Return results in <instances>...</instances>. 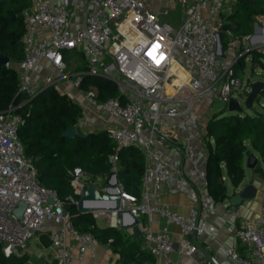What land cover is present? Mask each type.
<instances>
[{
	"label": "built area",
	"instance_id": "2783aa9c",
	"mask_svg": "<svg viewBox=\"0 0 264 264\" xmlns=\"http://www.w3.org/2000/svg\"><path fill=\"white\" fill-rule=\"evenodd\" d=\"M29 1V7L21 13L22 57L16 66V77L18 92L25 99L19 104L28 102L50 84L71 77L72 87L86 104L112 121L105 131L114 144V151L108 157L113 174H109L101 187L84 177L80 169H74L70 180L73 195L78 197L87 184L94 185L100 192L112 188L111 176H116L118 151L135 146L143 155L140 193L125 192L118 183L119 208L138 218L143 248L159 259L160 264H180L170 258L173 246L169 226H175L182 236L180 254L190 256L197 247L186 237L215 231L198 217V212L210 214L216 203L207 192L193 190L187 194V199L195 207L190 208L187 215L163 205L159 193L169 178L170 169L154 153L153 145L161 133V119L172 121L181 132L176 142L186 162L185 176L194 178L206 189L205 168L199 165V161L206 158L205 149L194 146L186 132L187 125L198 121L195 106L206 93L226 105L230 99L236 101L235 94L246 97L247 84L242 86L233 74L240 53L231 58H226L224 53L226 49L236 50L246 45L248 35H235L223 27L221 18L209 28L203 16L208 0H199L191 7L177 28L160 23L146 9L143 0H84L85 25L82 26V21L75 30L71 28V20L80 8L77 2L68 6L53 0ZM174 1L183 9L191 0ZM218 38L222 46L224 41L223 57ZM247 50L248 47L243 51ZM71 51L81 54L84 70H68ZM172 61L180 72L169 71ZM43 65L49 72L36 77ZM84 76L112 82L121 99L98 100L95 86L82 87ZM169 79L175 83L170 93L166 91ZM22 121L11 105L0 111V247L3 255H18L34 236L44 232L49 257L57 264H97V239L90 233L78 232L68 210L62 207L75 204L77 199L68 195L61 200L54 190L41 186L36 169L24 155L17 136V127ZM20 204L23 208L16 215L14 210ZM226 212L239 216L233 206ZM91 215L94 219L106 218L112 226L120 224L114 212L98 210ZM154 217L160 222L157 231L152 230ZM234 234L244 254L238 253L236 246H227L223 249L225 262L264 264V205L257 217L241 218Z\"/></svg>",
	"mask_w": 264,
	"mask_h": 264
},
{
	"label": "trees",
	"instance_id": "16d2710c",
	"mask_svg": "<svg viewBox=\"0 0 264 264\" xmlns=\"http://www.w3.org/2000/svg\"><path fill=\"white\" fill-rule=\"evenodd\" d=\"M30 5L29 0H0V55L8 58V67L0 65V111L9 105L15 107L23 121L17 127V136L23 146L24 155L33 164L41 186L52 189L59 199L73 195L70 186L73 170L78 168L89 181L95 182L110 172L108 157L114 151V144L106 131L88 132L71 138L61 136L68 126H75L82 117L76 103L54 89H43L28 102L19 104L25 96L18 92L16 66L22 57L20 37L23 33L21 13ZM237 13L222 19L223 27L229 28L228 21L235 19V35L247 36L252 33V17L264 16V1L237 0ZM223 47L224 41L222 40ZM251 63H259L260 54L249 51ZM243 66L239 57L233 66V74ZM85 69V65L81 70ZM93 85L97 89V99L117 97L121 99L117 87L109 81L92 76H84L82 87ZM264 100V87L260 89L254 102ZM252 114H211L204 125L205 130V172L206 192L218 202L226 197L224 175L232 187H237L244 177L243 158L248 153L247 143L264 164V105ZM241 111V109L239 110ZM211 141V142H210ZM143 155L135 146L118 151L116 178L125 192L139 195ZM253 172L264 175V169L254 166ZM70 220L80 233H90L98 243L109 246L117 256L119 264H144L152 261V255L141 247V239L119 226L99 227L90 213L77 214L74 208L68 210ZM47 244L46 238L42 239ZM26 253L4 256L0 247V264H27Z\"/></svg>",
	"mask_w": 264,
	"mask_h": 264
},
{
	"label": "crops",
	"instance_id": "0c3cea01",
	"mask_svg": "<svg viewBox=\"0 0 264 264\" xmlns=\"http://www.w3.org/2000/svg\"><path fill=\"white\" fill-rule=\"evenodd\" d=\"M53 1L55 3H64L68 6H71L74 2H77L80 8L77 11V15L72 18L71 28L72 30H75L81 26L83 21V15L85 13L84 0ZM235 1L237 0H208L206 6L203 8V16L207 26L209 28H212L215 26L217 19H225L237 13L236 8L234 7ZM143 2L145 4L146 9L149 12L153 13L160 23L169 24L170 14H175V28H177L181 24V22L184 21L186 14L191 9V7L195 6L199 2V0H191L189 4L183 9H181L174 0H143ZM164 10H167L166 14L163 13ZM228 25L230 29L235 28V19H230L228 21ZM248 37L249 41L246 43V45H241L239 49L236 50L226 49L224 56L226 58H231L235 54L240 53L239 57L243 58V66L241 69L242 72L245 67L246 61H248L251 66L252 73L254 74V76L257 77V79L254 78L255 80L252 79V81H261L264 85V76H262L263 74H261V71H264L263 15H253L252 33L248 35ZM246 47H248L249 50L244 52L243 50ZM249 51H254V53L262 55L257 57V59L260 61V64L250 62L251 55L248 54ZM45 67L46 66L43 65L42 67H40V69H44ZM239 71L240 70L238 69L237 77H239ZM182 75L183 74H181L180 76ZM35 76L37 77L39 75L36 74ZM249 82H251V80H249ZM69 84L71 86L70 89L73 91V93L78 92L74 87H72L71 83ZM170 92L171 91H169V93ZM76 102L78 103V101ZM263 102L264 100L261 99L259 100L257 105L259 107L263 106ZM79 103L81 104H79V106L83 107L86 112L90 111L86 102L83 101L81 98L79 100ZM198 103L196 104V106L198 105ZM196 106L195 112L198 116V121L196 123L189 122L187 125L186 132L189 134L191 142L194 144L195 147L199 149H205L204 125L209 114L206 110H202L200 112ZM104 121L108 125V127L112 125V121L110 119L104 118ZM107 125H101L99 126L100 128L97 130L95 125L93 126L92 124H88L86 128L88 130L86 133L106 130L108 128ZM180 134L181 132L175 129L172 121L163 117L161 119V133L157 136L155 140V143L153 145V151L157 156H159L168 164L170 169L169 178L163 184L162 189L159 193L160 202L163 205L167 206L173 212L179 213L181 215H187L190 208L195 207V205L187 199V194L193 190L203 193L206 192V189L201 187L199 182L194 178H189L185 176L186 162L184 159L183 152L181 151L180 146L176 142V139L180 136ZM247 147L248 153L243 158L244 177L240 184L235 188L232 187L223 175L222 181L225 185L226 197L222 199V201L219 200L218 202H216V207L212 213L204 214L202 212H198V217L200 219L206 220L210 225L214 227L215 231L213 233H204L201 236L190 235L186 237L187 241L190 244L195 245L197 247L196 251L193 254H191L190 256H183L182 254H180L179 248L182 236L178 233L177 228L175 226H169L170 237L173 246V251L170 254V258L173 261L178 262L180 264H227L224 259L223 251V249L227 246H236L238 253H240L241 255L244 254V250L239 245L234 231L237 228V225L241 218L253 219L257 217L260 213L261 207H263L264 205V175L261 176L253 172L254 167L252 169L247 168L245 166L246 157L252 155L255 158L256 163L254 166H258L264 169V164L261 162L257 152L251 149L248 143ZM199 165L201 168L204 167L205 160L199 161ZM105 178L106 176L104 178H101L100 180L102 181V183L100 185H96L103 186ZM100 180H97L96 183H99ZM246 184H251L254 187V195L252 198L242 200L239 205L234 207L238 211L239 216L233 217L226 212V210L231 206L229 198L234 193H237L238 190ZM154 219L155 221L152 224V230L157 231L160 226V222L158 221V219H156V217H154ZM95 224L99 227L112 226L110 225L109 221L104 217L95 218ZM126 231L130 233L129 229H126ZM36 237L37 244H39V246L42 247L44 251L45 259L43 261H47L49 264H57L49 257L47 244H44L42 242V239H45V233L40 232L36 235ZM139 238L141 239V237ZM141 247L143 248L142 239ZM151 257L152 261L144 264H160L159 259H156L153 256ZM116 259L117 256L111 252L108 245L107 247L101 246L100 244L98 245L95 256V261L97 264H104L105 262H109L111 264H119L116 262ZM75 264L84 263L76 262Z\"/></svg>",
	"mask_w": 264,
	"mask_h": 264
},
{
	"label": "water",
	"instance_id": "95a60500",
	"mask_svg": "<svg viewBox=\"0 0 264 264\" xmlns=\"http://www.w3.org/2000/svg\"><path fill=\"white\" fill-rule=\"evenodd\" d=\"M86 13L83 15V24L85 22ZM218 48L221 52V56L223 57V46L221 44V39L218 38ZM8 58L5 56L0 55V65L4 68L8 67ZM248 93L244 99V107L250 108L254 100L258 97L260 89L264 87L261 81H251L248 82ZM226 109L230 112L232 111H239L240 106L238 103L232 99H230L226 105ZM74 135L83 136L84 134L81 133L79 126L76 124L75 126H68L62 132L61 136L65 138H71ZM256 163L255 158L252 155L246 157L245 166L249 169H252ZM111 178L114 180L112 188L105 190L104 192H100L94 185L87 184L85 187L80 191L78 198L75 204H63V209L65 211L74 208L77 211V214H85L96 211H106V212H114L115 219L119 221V227L122 229H129L131 236L133 238L140 237L141 231L138 226V218L133 216L128 210L120 209L119 208V196L117 191V184L118 180L115 175H112ZM255 189L251 184H246L242 186L237 193H234L230 196V204L231 206L235 207L239 205L242 200L252 198L254 195ZM222 201V200H220ZM23 208V205L20 204L14 210L16 215L19 214L20 210ZM101 246L107 247L106 244H101ZM42 264H49L47 261H42Z\"/></svg>",
	"mask_w": 264,
	"mask_h": 264
},
{
	"label": "rangeland",
	"instance_id": "374dc122",
	"mask_svg": "<svg viewBox=\"0 0 264 264\" xmlns=\"http://www.w3.org/2000/svg\"><path fill=\"white\" fill-rule=\"evenodd\" d=\"M175 17H176L175 14H170V16H169V24H171L174 28L176 26L175 25V21H176ZM76 22H77V20H76ZM69 59H70V65H69L68 70L70 72L75 71V70H80L85 65L84 59L82 58L81 54H79L76 51H71L69 53ZM169 71L180 72L181 70L176 65V63L174 61H172ZM48 72H49V68L45 67L44 69L39 68V70H37L36 73L39 75L38 77H40V76L46 75ZM261 74H263L262 76H264V71H261ZM238 78L240 79L242 86L246 85L249 82V80L252 81V79H254V78L257 79V77L254 76V74L252 73L251 66H250L248 61H246L243 72H242V70L239 71V77ZM70 79H71V77H66L63 80H60L58 82H54V83L50 84L46 88L47 89H54L57 93L64 94L72 102L79 105L80 104L79 103L80 98L82 100H83V98L81 97V95L78 92L73 93V91L70 89V87H71L69 84L71 82ZM66 83H68V84H66ZM174 87H175V83L173 82V80L169 79V81L166 83V91L168 93H169V91L172 92L174 90ZM234 99L238 102V105L240 106L241 111H232V112L228 111L226 109V104L223 101H221L219 99H214L213 97L210 96L209 93H206L205 95H203L200 98V101L196 107L199 109L200 112L202 110H204V111L206 110L209 114L208 117L211 114L217 113V112L222 111V110L224 111V114L238 113L240 115H244V114L250 115L254 111L260 110V108L256 102H253L252 106L250 108H245L244 104H243L244 99H245L244 95H236L235 94ZM76 101H78V103ZM21 102H23V100ZM263 105H264V102H263ZM80 109H81L83 117H81L82 118V119H80L81 121L77 122V125L79 126V129H80L82 134H85L87 132L88 129H86V128H87L88 124H92L93 126L95 125L97 130L100 128L99 126H101V125L106 126L107 125L104 121V118H107L106 114L98 113L90 107H89V109H90L89 112H86V110L83 107H80ZM107 127H108V125H107ZM109 174H113V172L112 173L109 172ZM109 174L104 179L105 181L108 180ZM94 183L97 185H100L102 183V181L100 180L99 183H96V181H95ZM36 239H37V237L34 236L30 240L29 244L27 245L26 250H23V251H21V253L18 254V255H20V254L26 253L28 255L27 264H41L42 261L45 259L44 258V251H43L42 247H40L39 244H37Z\"/></svg>",
	"mask_w": 264,
	"mask_h": 264
}]
</instances>
